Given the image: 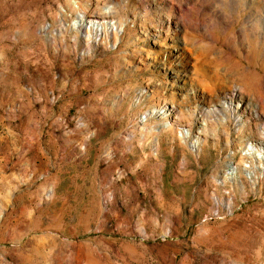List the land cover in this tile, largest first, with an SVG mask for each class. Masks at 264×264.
I'll return each instance as SVG.
<instances>
[{
	"label": "rangeland",
	"instance_id": "1",
	"mask_svg": "<svg viewBox=\"0 0 264 264\" xmlns=\"http://www.w3.org/2000/svg\"><path fill=\"white\" fill-rule=\"evenodd\" d=\"M0 264H264V0H0Z\"/></svg>",
	"mask_w": 264,
	"mask_h": 264
},
{
	"label": "bare ground",
	"instance_id": "2",
	"mask_svg": "<svg viewBox=\"0 0 264 264\" xmlns=\"http://www.w3.org/2000/svg\"><path fill=\"white\" fill-rule=\"evenodd\" d=\"M84 17H85L84 16V13L81 12L79 14V16H78V19L76 21V24L77 25H80V26L83 25L82 27L84 29H87V35H89L88 29L95 31V33H97L99 35V34H105V33H107L108 32L107 31L108 29L110 30V29H113L114 28L113 26L108 25L109 24L108 22H105V21L99 22V21H96V20H94V21H85ZM227 103L229 104V102H226V105H227ZM184 134L186 136H188L189 135V131L188 130H185L184 131ZM193 144L196 145L197 144V141H195ZM255 150L256 149L254 148L253 145H249V149H247L246 152L247 153H250V151L251 152L252 151L254 152ZM230 172L232 174L236 173L237 172L236 166L231 165L230 166ZM247 174L250 176L252 174V172L251 171H248Z\"/></svg>",
	"mask_w": 264,
	"mask_h": 264
}]
</instances>
